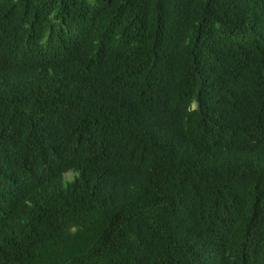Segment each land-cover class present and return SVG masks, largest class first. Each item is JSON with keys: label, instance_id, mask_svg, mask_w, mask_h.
<instances>
[{"label": "trees", "instance_id": "1", "mask_svg": "<svg viewBox=\"0 0 264 264\" xmlns=\"http://www.w3.org/2000/svg\"><path fill=\"white\" fill-rule=\"evenodd\" d=\"M0 264H264V0H0Z\"/></svg>", "mask_w": 264, "mask_h": 264}]
</instances>
